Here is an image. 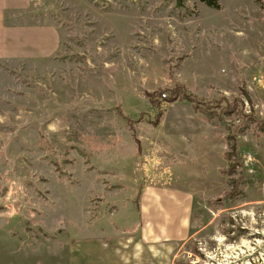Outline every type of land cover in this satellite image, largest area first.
<instances>
[{
  "label": "rangeland",
  "instance_id": "rangeland-1",
  "mask_svg": "<svg viewBox=\"0 0 264 264\" xmlns=\"http://www.w3.org/2000/svg\"><path fill=\"white\" fill-rule=\"evenodd\" d=\"M220 5L37 7L61 47L0 62V264H74L78 241L139 221L142 186L193 199L178 264H264V128L240 114L264 115V0ZM178 84L198 106L165 101L158 125L138 119L154 114L148 93Z\"/></svg>",
  "mask_w": 264,
  "mask_h": 264
},
{
  "label": "crops",
  "instance_id": "crops-1",
  "mask_svg": "<svg viewBox=\"0 0 264 264\" xmlns=\"http://www.w3.org/2000/svg\"><path fill=\"white\" fill-rule=\"evenodd\" d=\"M43 1L0 0V62L42 60L58 52L59 28L34 21ZM131 202L139 221L99 240L78 241L74 264H178L177 245L191 235L192 197L179 188L145 186Z\"/></svg>",
  "mask_w": 264,
  "mask_h": 264
},
{
  "label": "trees",
  "instance_id": "trees-1",
  "mask_svg": "<svg viewBox=\"0 0 264 264\" xmlns=\"http://www.w3.org/2000/svg\"><path fill=\"white\" fill-rule=\"evenodd\" d=\"M176 1L180 6H182L185 2V0H176ZM200 1L203 2L204 4H206L207 6H209L211 8H215V9H218L221 6L220 0H200ZM168 92H170L169 97H167ZM148 96L150 99L151 107L154 110V114L153 115H147L146 113H141V114H139L138 119L142 121V120H145V118H147L151 121L150 123H152L154 125L159 124L160 118L164 114V103H165V101L174 102L176 100H188L191 102V104L196 103V105H197V104H199L198 103L199 100H201L198 97V95L188 93V89H186L183 86H180L179 84L173 88H164V89L160 90L159 92L148 93ZM240 103H241V107H242L244 105V101L241 100ZM229 106H230L231 111L233 112L234 110H236L237 102L235 101V103L233 105H229ZM196 108L199 109L198 107H196ZM117 111L121 116H123L127 120L132 119L131 116L125 114L122 107H120V106L117 107ZM240 114L243 115L244 118H252L253 120H255V122H256V124H258V126H260L261 128H264V115L263 116L259 115L258 113H256L255 110L245 111V109H243V107L241 109ZM136 140L138 142H140L139 139H136ZM236 152L238 153L237 150H236ZM241 161H243L241 159V157H238L237 161L235 163L231 164V168H235L238 165V163H240ZM241 164H243V163H241ZM236 187H238V183H236ZM143 188H144V186L140 187L139 196L143 192Z\"/></svg>",
  "mask_w": 264,
  "mask_h": 264
},
{
  "label": "bare ground",
  "instance_id": "bare-ground-1",
  "mask_svg": "<svg viewBox=\"0 0 264 264\" xmlns=\"http://www.w3.org/2000/svg\"><path fill=\"white\" fill-rule=\"evenodd\" d=\"M247 245H248V243H247Z\"/></svg>",
  "mask_w": 264,
  "mask_h": 264
}]
</instances>
